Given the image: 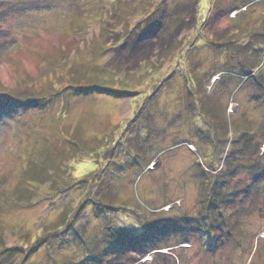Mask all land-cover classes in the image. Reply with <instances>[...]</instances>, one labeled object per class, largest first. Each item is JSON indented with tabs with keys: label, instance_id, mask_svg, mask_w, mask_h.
Wrapping results in <instances>:
<instances>
[{
	"label": "rangeland",
	"instance_id": "rangeland-1",
	"mask_svg": "<svg viewBox=\"0 0 264 264\" xmlns=\"http://www.w3.org/2000/svg\"><path fill=\"white\" fill-rule=\"evenodd\" d=\"M184 2H192L197 26L175 34L180 54L164 60L148 33L159 23L157 36L177 28L176 5ZM241 2L0 0V238L9 249H23L12 252V261L2 262L3 255L0 264L84 260L89 247L103 244L108 228L129 230L130 242L142 231V219L170 228L158 234L170 248L140 256L118 246L100 264L264 263V51H253L264 49V0ZM76 73L111 91L78 93L87 83L77 84ZM33 82L38 106L7 103L9 92ZM200 89L210 96L220 90L228 123L250 132L247 150L241 151L230 127L224 151H214L199 111ZM75 129L83 140H97L93 154L67 155ZM138 145L144 160L129 156ZM47 162L67 168L64 192L26 178L24 188L35 196L18 200L26 171ZM229 164L231 173L237 170L220 192L230 199L227 215H207L202 181L223 179ZM254 171L263 175L259 182ZM100 181L109 187L100 188ZM96 188L118 204L102 218ZM64 210L74 232L60 230L57 242L44 230ZM178 218L186 220V229L176 238Z\"/></svg>",
	"mask_w": 264,
	"mask_h": 264
},
{
	"label": "trees",
	"instance_id": "trees-1",
	"mask_svg": "<svg viewBox=\"0 0 264 264\" xmlns=\"http://www.w3.org/2000/svg\"><path fill=\"white\" fill-rule=\"evenodd\" d=\"M244 5L248 6L251 5L253 2L259 1V0H241ZM192 2L187 3H179L177 4V18H175V20L173 21V24L176 23V25L178 26L177 28L175 27L174 29H162V34H160L159 36H157V31L160 30V28L162 27V23H159L157 25L156 29H151L148 33V35L150 36V38H152V40H157V45H158V56L159 58H163L164 60L167 59H174L177 58L178 55L180 54V51L182 49L181 46V42L179 40H177L175 38V34L178 35L180 33V31H185V30H191L196 28L197 26V12L192 10ZM188 9L190 10L189 13ZM231 9V8H230ZM229 9V10H230ZM180 13V14H179ZM3 13L0 11V19L2 17ZM191 16L190 17V21H187V16ZM184 16V18H183ZM211 19V18H210ZM218 18H216V22ZM177 20V21H176ZM180 20L182 21L180 24ZM210 21V20H209ZM208 21V22H209ZM191 25H190V23ZM172 23V22H171ZM185 23L186 27L184 28V30H182L183 28V24ZM209 24V23H207ZM189 25V27H187ZM148 35H146L148 38ZM215 37V35H213ZM230 43V42H228ZM231 44V43H230ZM118 48V47H117ZM245 48V47H244ZM117 50V49H116ZM258 50H263V48L258 47L255 48V50L253 51H258ZM251 54L246 55L247 57H251ZM257 68V67H256ZM255 67L253 69H256ZM120 70V69H118ZM71 72V69H69L67 71V74L69 75ZM119 72V71H118ZM121 72V71H120ZM78 81L77 84H81L86 82L87 85L86 86H79L77 88V92H83V93H87L90 90H109L106 89L104 87L101 86V83H98L97 80H95L94 78H89L87 76L84 75H80L79 73H76ZM70 76V75H69ZM196 82H198L197 78L195 77ZM70 81V80H69ZM75 82V80H74ZM76 83V82H75ZM202 83V81H200V84ZM199 84V86H200ZM29 88H25V89H21V88H15L13 89L11 92H9L11 95L8 97L7 100H9L10 102L9 105H22V106H27L32 107L33 105H37L39 104V101L36 100L35 94L32 93V88H34L36 86V83L33 82L32 84L29 85ZM204 92H203V91ZM200 89L199 93L197 94L198 97V101L202 102V106L199 108V111H201L203 113V115L206 117V120L208 122L209 125V135L208 137L211 140V145L214 148V151H216L217 149L219 150H223L224 151V138H228L230 132V127L232 129V133L233 136L235 135L236 138L239 137L238 140H240L243 143V147L241 148V151H245L248 149L249 145V136H250V132L248 130L245 131L244 129L242 130L240 126H238V124H236L235 122L231 121V124L228 123L227 120V115H226V111L224 110L223 105H221L220 100L217 99L220 90L216 91V93H214L212 96L205 94L206 91L204 89ZM111 91V90H109ZM208 101V102H206ZM24 104V105H23ZM198 105V104H197ZM211 134V135H210ZM97 140H89V141H85L83 140V138L81 137V133L79 129H75L71 135V139H70V148L68 149V154L74 155L75 153L79 154H93L92 152H94V148H93V142H95ZM228 141V140H227ZM245 141V142H243ZM97 147H99L97 145ZM248 152V151H247ZM246 153V152H245ZM129 156H133L135 157L134 159H137L138 161L140 160H144L145 159V152L144 150L142 151V148L138 145V147H135V149L132 151H129ZM236 164L238 165V163L236 162ZM120 168H122L121 166L118 168V171L120 170ZM237 170V166L232 169V173L230 172V164L228 165V168H226L224 174H226L223 179L222 178H216L215 180H209V178H206L205 180L202 181V185H201V204L204 206V210L205 213L207 215H209L208 213L212 212L213 210L215 211H219L220 210V215L225 217L227 215V203L230 201V199L226 196V194H221L220 192L224 191V188L227 187V183L229 184V180L230 178L235 174V171ZM67 168H64L63 166L60 167H53L51 165V163H44V165L41 166V168L37 169V168H32L29 169L28 171H26L25 176H24V181H22V185H19L17 192L15 194V197L20 200V201H30L33 200L34 196H35V191L34 190H29L27 188H24V182L25 179L27 178L29 181H31L32 183H37V184H41V186H47V184H50L49 189L52 190V192H64L63 188H64V183L65 185L68 184L67 178L65 179L63 176L68 177V172H67ZM254 177L255 182H259L260 177H262L263 175L260 174L259 171H254L252 174ZM256 178V179H255ZM61 180V182L58 181ZM87 180L88 176L86 177ZM85 181V180H84ZM87 182V181H85ZM88 183V182H87ZM30 184V183H29ZM100 184V188L102 186V188H106L107 186L109 187L110 184H108L106 187L104 186L105 183H103V181L99 182ZM95 187V186H93ZM100 188H96L94 190L93 196L95 198H97V202H96V207L95 209L98 210L97 213L101 215V218L104 215V213L106 212H112L116 206H118V204L116 205L117 200L114 199L111 195H100V191L102 189ZM94 209V210H95ZM83 210V209H82ZM122 210L124 211H128L129 209L122 206ZM76 217L78 215H75ZM71 221L73 220H69V216H67V211L64 210L63 213L60 215V217H58V219L52 223L48 228H45L44 232L48 233H53V235L55 236V239L57 242L61 241L60 238V230H72L74 232V224L72 225ZM174 221V220H173ZM186 220H182V218H178L177 222L175 224H173L172 226L174 227V233L176 234V238H179L178 235H182V237H184V230L186 229ZM158 221H156L155 223H150L147 222L145 220H140V224L142 227V231L132 235L133 237H131L130 242H127V237L129 238L130 232L129 230L127 231V229H120L119 231H116L114 229H109L108 231H105V237L103 240V244H99L97 243L96 246H94V249L92 250V248H88V252L84 257V260H80V261H74V262H67L65 264H100L101 262H104V259H106V255L110 253V250L115 249L116 247H122L125 250H128L130 252H132L133 254H138L140 256H144V255H148L152 252L155 251H159V250H163L166 248H170V244L172 245V243H168V245H166L167 243L162 242L161 239H159L158 234H161L160 236H164L165 232H169L168 230H170V228H162L161 225H159L157 223ZM150 223V224H149ZM184 225V227H183ZM114 230V231H113ZM62 233V232H61ZM204 234V232H203ZM74 236V235H73ZM78 238H82L81 235H77ZM74 236V237H77ZM123 239H122V238ZM175 238V239H176ZM186 238V237H185ZM126 239V240H125ZM187 239V238H186ZM82 240V239H80ZM206 240V237H205ZM42 241V238H41ZM53 241V240H52ZM49 241V242H52ZM40 243V242H39ZM38 243V244H39ZM66 242H63L62 244H65ZM26 246H32V243L28 245V243H26ZM139 246H143L141 249L142 251L138 253L137 248ZM18 248V247H16ZM23 248V247H22ZM132 248V249H131ZM258 250V249H257ZM14 251H17L18 253L23 251V249L21 250V246L18 249H9L7 248L6 244L3 243V239L0 238V257H2L3 255H5L4 257H2V262H7L8 260L12 261L13 260V256H14ZM33 250L30 249L29 254L32 252ZM8 253V254H7ZM33 254V253H32ZM31 254V255H32ZM157 254V253H156ZM31 255H27L26 260H29V258H31ZM29 256V257H28ZM264 262V260H263ZM135 263V262H134ZM133 263V264H134ZM12 264V263H11ZM155 264V263H154ZM264 264V263H262Z\"/></svg>",
	"mask_w": 264,
	"mask_h": 264
}]
</instances>
